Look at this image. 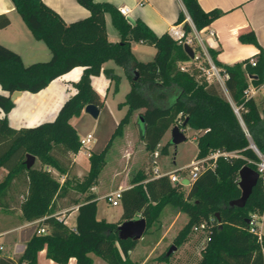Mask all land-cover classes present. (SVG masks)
<instances>
[{
	"label": "trees",
	"instance_id": "obj_1",
	"mask_svg": "<svg viewBox=\"0 0 264 264\" xmlns=\"http://www.w3.org/2000/svg\"><path fill=\"white\" fill-rule=\"evenodd\" d=\"M36 39L43 40L51 52L47 61L25 65L21 55L0 43V85L7 92L0 93V168L7 175L0 183L2 197L16 182L26 184V193L20 207L27 220L43 218L40 224L45 232H35L17 262L0 258V264H34L41 250L58 263L67 264L71 257L76 264H93L90 253L100 256L109 264H137L130 258L137 240L122 239L119 225L126 220L145 218L148 228L158 221L163 208L172 204L187 213L188 222L179 231L175 244L186 241L196 225L205 223L206 245L201 249L198 264H264V235L262 240L249 230L247 219L252 214L264 213V184L261 180L254 187L245 205L235 203L241 196L239 171L249 165L257 155L250 147L253 142L264 153V107L246 91L250 85H264V48L253 31L242 33L239 39L254 43L260 52L253 59L234 64L222 63L217 51L209 49L213 62L227 74L225 85L233 102L239 107L235 112L232 103L220 92L218 86L207 80L203 67L208 63L203 57L191 58L184 49L186 38L208 26L221 15L218 9L205 11L199 0H182L191 18L181 11L176 23H183V42L169 32L157 34L143 20L131 24L108 2L77 0L88 8L91 15L84 19L66 22L61 15L43 0H12ZM110 12L118 30L119 41L108 38L105 14ZM10 24L7 14H0V28ZM134 42L154 46V58L138 60L133 51ZM108 60L122 66L131 89L126 96L129 109L119 122L112 137L128 123L132 111H139L141 138L147 151L155 152L166 132L174 124L199 130L196 136V159L208 156L213 150L235 151L236 156H219L214 168L203 169L188 191L180 182H173L169 174L149 177L145 173L134 175L131 186L122 193V216L118 222L97 218L96 194H87L79 204L76 229L63 219L53 216L56 200L70 186L54 176L68 174L74 164L73 154L80 149V135L71 123L87 104L100 109L104 102L92 86V76L104 72L110 79L117 75L110 68H103ZM185 63V69H182ZM188 63V64H187ZM77 66L83 67L82 75L74 84L76 92L65 100L55 117L34 126L14 127L7 114L15 106L11 94L16 91L39 92L54 79ZM241 119L243 124L241 123ZM245 128L248 134L245 132ZM110 138L100 151L89 156L90 168L85 180L75 188L86 191L93 186L105 167L106 155L111 147ZM171 139L162 147L168 153ZM34 155L39 166L27 167V155ZM178 169L176 173H181ZM39 228V229H40Z\"/></svg>",
	"mask_w": 264,
	"mask_h": 264
},
{
	"label": "crops",
	"instance_id": "obj_2",
	"mask_svg": "<svg viewBox=\"0 0 264 264\" xmlns=\"http://www.w3.org/2000/svg\"><path fill=\"white\" fill-rule=\"evenodd\" d=\"M43 1L56 12H58L68 23L87 18L91 15L90 10L81 5L77 0ZM96 1L108 2L118 10L120 7L127 5L130 8V12L124 17L129 23L133 24L138 19H141L147 23L157 34L161 35L165 32H169L174 38H176V35L174 34L175 30L179 32L183 30V23H176L180 12L183 11L187 16H189L182 0ZM199 2L205 11L218 9L221 11V15L213 20L208 26L198 31V33L193 32L190 34L189 38L196 39L197 36H199L202 39V44L208 52L210 48L217 51V58L222 63L234 64L236 62H241L244 59H252L259 54L260 48L257 45L250 42H243L239 39V36L242 33L253 31L259 44L264 48V0H199ZM0 14H7L10 18V24L4 28H0V43L18 52L21 55L25 65L37 61H47L50 59V49L43 40H39L34 37L31 30L17 12L12 0H0ZM105 22L109 40L112 42L119 41L120 35L118 30L114 27L112 14L110 12L105 14ZM211 30L213 31V34L210 32ZM143 48H151V52L149 51V54H152L154 58L156 52V49L153 51V48H155L154 46L137 42L132 44V51L135 57L138 60L144 62L152 60L153 58L150 60H144L145 58H143L142 55ZM103 68L112 69L118 78L110 79L105 75L104 72H101L99 75L92 76V86L95 88L104 102V107L100 109V113L105 110L108 118L111 119L112 122L116 123L117 127L129 109V105L126 103V96L131 89V85L128 81L125 69L115 63L114 60L106 61L103 65ZM82 72L83 67L77 66L69 72L54 79L47 87L43 88L39 92L33 93L29 91H21L20 95H18L14 100L15 106L7 114L9 123L14 127L19 128L34 126L43 121L53 119L65 100L76 92L74 84L79 81ZM260 87L264 88V85ZM225 88L227 89L226 85ZM250 88L253 89L255 87L250 85ZM227 92L228 95L226 97L232 103V105H234L233 99L228 89ZM0 93L7 94V92L1 88V85ZM257 104L259 106L258 102ZM259 108L261 109L260 106ZM3 115L4 112L0 108V116ZM88 116L89 114L83 110L79 116H73L71 118V123L76 127L80 137L86 135L87 133H92L95 137L94 132L98 125V121L96 120L99 117L95 119L90 115L93 119L88 121ZM82 120L86 123H92L91 121H93V127L95 128L87 130L85 134H81L78 125L83 123L81 122ZM175 125L178 124L171 126L166 134L171 135V130ZM242 125L244 124L242 123ZM181 128L184 130V132L187 131V129H190L193 134H198L200 132L199 130L193 129L189 126L186 128ZM163 139L157 146V148L159 147L161 150L163 145L168 142L166 141L164 143ZM193 139L196 141V137H193ZM95 143L96 137L94 145ZM172 145L169 147V152L171 151ZM157 148L155 152L151 153L152 156H157ZM197 154L198 146L195 158L197 157ZM83 156H86L83 151L73 154L74 164L71 171L76 169L78 170L79 168H82L81 166L83 164L85 165L84 159L82 158ZM188 166L184 165L177 169L175 168L167 170V172H161L157 167H153V174L149 177H158L154 171L155 168L161 173H171L176 172L178 169H184ZM89 168L86 167L87 171ZM2 169L5 170L4 168ZM5 171L7 173V170ZM70 172L66 175L62 174L63 179L60 181L61 183L65 181ZM100 175L97 179V182L86 191H79L73 186V183H70L68 191H65L64 194L56 200L55 210L52 215L63 219L70 228L76 229L78 207L87 194H96L99 203V194L106 198V195L115 190H125L131 186V184L128 185L127 182L120 180L115 186V189L105 190L99 193L98 188H101L102 186ZM77 183L78 182L75 184ZM190 184L191 181H189L188 185L183 184L186 188V191H188ZM24 197L25 192L12 193L8 191L2 197L0 202V246H2L0 249V258H9L15 262H17L19 257L23 254L27 241L35 232L39 230L40 224L45 218L43 217L35 220L25 219L20 207L21 201L24 199ZM73 199H79L80 203L72 204L71 201ZM116 206H121V211L119 212L117 219L112 220L108 216L97 218L105 219L111 222H118L121 219L123 212L122 201L121 204ZM98 211L99 206L97 215ZM188 220L189 216L187 213L179 210L172 204H167L161 211L158 221H156L157 225L152 227H155L156 229L154 230L148 228V235L146 239H144V243L139 242V239L137 240L135 247L129 252L130 258L137 264H149L151 260L155 259V261L158 262V260L160 261L162 257H169L175 250H178L179 245H176L174 241L179 231L185 226ZM259 227L262 234L264 235V213L260 215ZM204 241L205 244L203 245ZM206 242L207 233L206 235H203L201 231H195L194 229L188 235L185 241V243L190 244L193 248L198 250L200 259L201 249L206 245ZM173 245L176 246V249L168 254L169 249ZM90 255L93 258V264H109L94 253H90ZM155 261H152L151 264H155ZM34 264L61 263L48 258L46 256V250L43 249L39 252L37 262ZM67 264H76V258L71 257Z\"/></svg>",
	"mask_w": 264,
	"mask_h": 264
},
{
	"label": "rangeland",
	"instance_id": "obj_3",
	"mask_svg": "<svg viewBox=\"0 0 264 264\" xmlns=\"http://www.w3.org/2000/svg\"><path fill=\"white\" fill-rule=\"evenodd\" d=\"M115 27V26H114ZM196 43V41L194 40ZM151 48H143V58L144 60H150L153 58L152 54H149ZM155 48H153V51ZM188 64V63H187ZM183 65H186L183 63ZM204 73V72H203ZM209 82L214 83L220 89V92L227 96L228 92L225 86L221 85L220 82L210 78ZM254 87V86H253ZM256 88V87H255ZM257 93H255L254 97L256 101L259 103L261 110L264 107V88L259 87L256 88ZM88 121L93 119L90 115L88 116ZM139 112L138 110H134L131 112L129 121L126 123L120 132H117L112 137L115 129L116 123L112 122L111 119L108 118L105 110L100 113L97 127H93L92 123H86L85 121L82 124L78 125L79 131L81 134H85L87 130L95 128V137L96 143L94 145L93 151H100L105 144L112 137L111 147L106 155V167L100 175L101 179V188H98V192L101 193L105 190H113L117 183L122 180L130 184V180L134 175L139 176L141 173H145L148 176L153 174V167H157L161 172H167V170L177 169L182 166H188L192 163V161L197 153V143L193 139L197 134H193L190 129L185 131L187 135V139L177 145H172L171 151L169 153H162L161 148L158 149L157 156H152L151 152L147 151L145 148V144L141 138V131L139 125ZM86 123V124H85ZM171 138L170 134H166L164 136V143ZM84 163L78 170L71 171L68 175V179L70 183H73L75 187L78 183H82L85 180V176L88 171L86 169L89 168V156H83ZM35 166H39L40 162L36 159L34 164ZM81 165V164H80ZM7 173L5 170L0 168V183L4 180ZM54 176L62 181V175L59 174L57 170L54 171ZM81 181V182H79ZM78 182L77 184H75ZM186 191V188H185ZM10 192L12 193H26V184L24 182H16L10 188ZM99 211L97 217L108 216L110 219L115 220L119 216V212L121 211V206H112L107 198L101 196L99 194ZM157 225V222L152 224L149 228L156 229L153 226ZM150 233V232H149ZM203 235H206L205 231H201ZM148 235V230L142 235V237L138 240L141 243H144V239H146ZM206 239V238H205ZM206 241V240H205ZM203 242V245L205 244ZM198 250L193 248L190 244L181 243L178 247V250H175L169 257H162L160 261H155V264H198L200 261V254L198 255Z\"/></svg>",
	"mask_w": 264,
	"mask_h": 264
},
{
	"label": "built area",
	"instance_id": "obj_4",
	"mask_svg": "<svg viewBox=\"0 0 264 264\" xmlns=\"http://www.w3.org/2000/svg\"><path fill=\"white\" fill-rule=\"evenodd\" d=\"M119 11L122 15L126 16L128 15V13L130 12V8L125 5L119 8ZM187 20L191 22L190 16H187ZM194 32L198 33V31L195 29L194 27ZM211 34H213V31H210ZM174 34L176 35L177 40H179L180 42H183L182 39L185 35L184 29L179 31H174ZM194 40L196 41V43L194 42ZM185 43H189L195 52V58H199V57H203L204 60L207 61L208 65L203 67V72L204 75L206 76L207 80L209 81L210 78L217 80L218 82L221 83V85L225 86V80L227 78V74L225 72L222 71V69L220 67H218L212 60L211 55L209 54V52L207 51V49L204 47V45L202 44V39L197 36V38H189V36L186 38ZM251 64L255 65L256 64V59H251ZM182 69H185V66L183 65L181 67ZM249 95L253 96L255 95V93L257 92L256 88L251 89L249 87V89L246 91ZM233 108L235 110V112L238 114V116L240 117L239 114V107L236 106L235 104L233 105ZM241 122L243 123L242 119ZM180 123V120H179ZM178 123V124H179ZM245 132L248 134L247 129L245 128ZM94 142H95V137L92 133H87L86 135L80 137V149L79 151H83L84 154L90 156L92 151H93V146H94ZM250 147L254 150V152L257 155V160L253 161L255 164V170L257 171L258 175H259V180L262 181V183L264 184V153L261 152L257 146L251 142ZM78 151V152H79ZM236 152L235 151H223L221 149H216L213 150L208 156L203 157V158H199V159H194L192 161V163L183 169V171L181 173H176V172H171V173H161L158 169L155 168V173L158 176L161 175H165V174H169L171 181L173 182H182L184 179H189V181H193L194 179H196L199 175V173L205 169V168H214L215 164H216V160L219 156H236ZM122 193L123 190L122 189H118L115 190L111 193H109L108 195H106V198L108 199V201L113 205H119L121 204V199H122ZM259 218L260 215L259 214H252L251 217L249 218V230L254 233L255 235L258 236V239L261 241L263 238V234L261 232V229L259 227ZM206 226L205 223H202L200 225H196L194 227L195 231H203L204 227ZM40 232L44 233L45 227H41L39 229ZM2 248V246H0V249Z\"/></svg>",
	"mask_w": 264,
	"mask_h": 264
},
{
	"label": "water",
	"instance_id": "obj_5",
	"mask_svg": "<svg viewBox=\"0 0 264 264\" xmlns=\"http://www.w3.org/2000/svg\"><path fill=\"white\" fill-rule=\"evenodd\" d=\"M184 49L188 53L191 58L195 57V52L193 47L189 43L184 44ZM21 91L16 90L11 94V99L14 101L18 95H20ZM84 111L91 115L93 118L97 119L100 115V108L93 103L87 104L84 108ZM187 139L184 130L175 125L171 130V142L174 145H177ZM36 157L32 154L27 155L26 164L27 167H32L35 164ZM239 186L241 188V196L238 200L235 201L238 205H245L248 198L253 192L254 187L257 185L259 181V175L257 171L249 165L243 166L239 171ZM182 184L188 185L189 179H184ZM249 222V219H247ZM147 229V221L145 218H138L133 220L123 221L119 225V236L122 239H134L138 240L142 237ZM176 249V246L173 245L168 254L173 252Z\"/></svg>",
	"mask_w": 264,
	"mask_h": 264
}]
</instances>
